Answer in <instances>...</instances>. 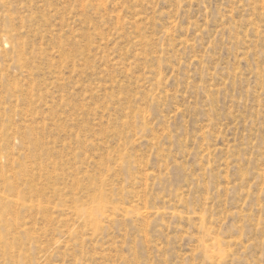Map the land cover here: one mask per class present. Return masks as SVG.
Here are the masks:
<instances>
[{"label":"rangeland","instance_id":"1","mask_svg":"<svg viewBox=\"0 0 264 264\" xmlns=\"http://www.w3.org/2000/svg\"><path fill=\"white\" fill-rule=\"evenodd\" d=\"M30 122L24 263L264 264V0H0L11 197Z\"/></svg>","mask_w":264,"mask_h":264},{"label":"bare ground","instance_id":"2","mask_svg":"<svg viewBox=\"0 0 264 264\" xmlns=\"http://www.w3.org/2000/svg\"><path fill=\"white\" fill-rule=\"evenodd\" d=\"M26 71L28 72V70ZM15 93H17L16 99L27 105L30 104V99L23 94V90L17 89ZM32 123L30 122L23 129L19 128L16 131L20 145H28L26 147L28 153L23 156V163L18 161L21 169L19 176L21 180H17L16 183L21 188L12 197L7 190L9 180H4V176L1 174L3 166L0 157V264H26L23 262L21 240L25 237L28 228L34 227L36 214H41L42 210L39 189L35 184L36 175L33 163L37 153L34 154L36 142L33 138L34 127L31 125ZM22 177H26V179L22 180ZM96 213L99 214V212L93 213L92 220L95 219Z\"/></svg>","mask_w":264,"mask_h":264}]
</instances>
